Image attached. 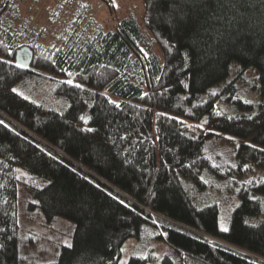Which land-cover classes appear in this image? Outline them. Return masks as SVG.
I'll return each instance as SVG.
<instances>
[{
  "label": "trees",
  "instance_id": "1",
  "mask_svg": "<svg viewBox=\"0 0 264 264\" xmlns=\"http://www.w3.org/2000/svg\"><path fill=\"white\" fill-rule=\"evenodd\" d=\"M24 2L0 0V264H264V0Z\"/></svg>",
  "mask_w": 264,
  "mask_h": 264
},
{
  "label": "rangeland",
  "instance_id": "2",
  "mask_svg": "<svg viewBox=\"0 0 264 264\" xmlns=\"http://www.w3.org/2000/svg\"><path fill=\"white\" fill-rule=\"evenodd\" d=\"M108 2L117 6V10L114 15H122L127 14L134 10L137 6L138 10L141 11L142 6L140 5V0H98V4H96L95 12L100 19L104 20L108 17ZM47 0H25L23 3V14L26 13L30 16H33V21L42 25L47 23ZM21 199L23 194L21 193ZM20 205L22 204V200L19 201ZM21 209V207H20ZM72 230V226H70L69 222H64L61 226V229L54 230L53 232L49 233L48 237L42 238V242L38 247L35 249L36 253L39 255L40 259H51L52 256L50 253L53 251L52 241L55 239H60L63 242H67L71 235L70 232ZM136 242L131 239L127 243V250L130 253L133 250V247L136 245ZM104 264H109V262H105Z\"/></svg>",
  "mask_w": 264,
  "mask_h": 264
},
{
  "label": "snow or ice",
  "instance_id": "3",
  "mask_svg": "<svg viewBox=\"0 0 264 264\" xmlns=\"http://www.w3.org/2000/svg\"><path fill=\"white\" fill-rule=\"evenodd\" d=\"M12 91L15 92V91H17V90H16V89H12ZM82 119H83V117H82ZM0 123H3V121H0ZM225 230H226V229H225Z\"/></svg>",
  "mask_w": 264,
  "mask_h": 264
}]
</instances>
